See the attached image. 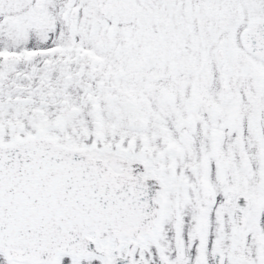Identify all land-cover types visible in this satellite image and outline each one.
Instances as JSON below:
<instances>
[{"label":"snow or ice","instance_id":"obj_1","mask_svg":"<svg viewBox=\"0 0 264 264\" xmlns=\"http://www.w3.org/2000/svg\"><path fill=\"white\" fill-rule=\"evenodd\" d=\"M0 264H264V0H0Z\"/></svg>","mask_w":264,"mask_h":264}]
</instances>
